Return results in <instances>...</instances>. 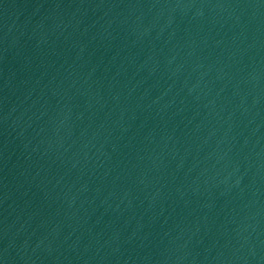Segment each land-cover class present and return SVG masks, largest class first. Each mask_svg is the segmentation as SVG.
Listing matches in <instances>:
<instances>
[{
    "label": "water",
    "instance_id": "95a60500",
    "mask_svg": "<svg viewBox=\"0 0 264 264\" xmlns=\"http://www.w3.org/2000/svg\"><path fill=\"white\" fill-rule=\"evenodd\" d=\"M0 264H264V0H0Z\"/></svg>",
    "mask_w": 264,
    "mask_h": 264
}]
</instances>
